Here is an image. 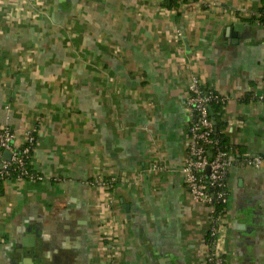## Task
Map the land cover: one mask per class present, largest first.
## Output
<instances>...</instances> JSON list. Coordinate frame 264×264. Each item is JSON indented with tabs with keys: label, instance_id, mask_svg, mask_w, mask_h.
<instances>
[{
	"label": "crops",
	"instance_id": "1",
	"mask_svg": "<svg viewBox=\"0 0 264 264\" xmlns=\"http://www.w3.org/2000/svg\"><path fill=\"white\" fill-rule=\"evenodd\" d=\"M262 10L264 0H0V127L14 147L35 135L39 176L2 185L0 264H20L19 248L22 263L205 264L211 210L179 171L192 78L224 98L235 155L225 263L264 264V160L236 159L264 154Z\"/></svg>",
	"mask_w": 264,
	"mask_h": 264
},
{
	"label": "built area",
	"instance_id": "2",
	"mask_svg": "<svg viewBox=\"0 0 264 264\" xmlns=\"http://www.w3.org/2000/svg\"><path fill=\"white\" fill-rule=\"evenodd\" d=\"M223 100L219 93L204 86L197 79H191L186 98L188 133L179 171L190 195L211 210L212 215L206 231L208 253L205 264H226L220 244V214L224 211L228 198L225 181L227 169L235 159V155L213 137L214 121L210 116V103ZM13 137V130L6 126L0 127V156L5 150L11 153L8 159H3L1 162L0 176L8 174L7 167L12 163L23 165V159L35 139L34 134L29 132L25 142L21 146L14 147L11 144ZM236 159L243 165L259 166L264 160V154L252 155L244 151ZM19 178L33 180L39 176L22 170ZM98 183L111 188L113 178L100 180ZM110 202L112 201H109V205ZM218 206H221V209L216 212Z\"/></svg>",
	"mask_w": 264,
	"mask_h": 264
},
{
	"label": "trees",
	"instance_id": "3",
	"mask_svg": "<svg viewBox=\"0 0 264 264\" xmlns=\"http://www.w3.org/2000/svg\"><path fill=\"white\" fill-rule=\"evenodd\" d=\"M179 1H187V0H162V5L167 8H176L178 6ZM259 21L264 23V10H262L261 15L259 16ZM224 100L223 101H213L210 103L211 114L214 123V132L213 137L216 138L221 146L226 147V149H230V145L228 144L225 135L223 134L222 130L224 128V122L221 121L220 115L223 112L224 108ZM35 136V135H34ZM35 146V139L32 145H30V149L26 157H24V163L22 166L16 165L12 163L7 167L8 174L0 176V192L2 189V185L5 181H14L19 178L22 170L27 171L30 174H35L32 165L30 163V157L33 152ZM221 209V206L216 207V212Z\"/></svg>",
	"mask_w": 264,
	"mask_h": 264
},
{
	"label": "water",
	"instance_id": "4",
	"mask_svg": "<svg viewBox=\"0 0 264 264\" xmlns=\"http://www.w3.org/2000/svg\"><path fill=\"white\" fill-rule=\"evenodd\" d=\"M237 27H241L240 25L239 26H237ZM210 112H211V108H210ZM215 123V122H214ZM10 151L9 150H5L4 152H3V157H4V159H8L9 157H10ZM23 245L24 246H33V243H23ZM18 253L21 255V263L20 264H34L36 261H38L39 260V258L38 257H28V259H29V263H22L25 259H27V257H24V252H23V248H19L18 249Z\"/></svg>",
	"mask_w": 264,
	"mask_h": 264
}]
</instances>
